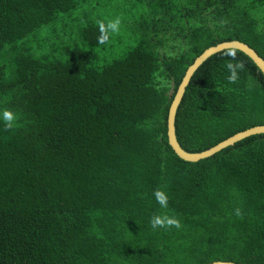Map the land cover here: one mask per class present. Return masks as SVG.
<instances>
[{
    "label": "trees",
    "instance_id": "trees-1",
    "mask_svg": "<svg viewBox=\"0 0 264 264\" xmlns=\"http://www.w3.org/2000/svg\"><path fill=\"white\" fill-rule=\"evenodd\" d=\"M131 3L133 45L105 59L115 36L98 44L91 13L76 35L55 33L93 0H0V112L18 117L9 131L0 120V264H264V134L195 163L167 135L170 103L207 48L238 40L264 58V0ZM223 52L178 109L189 152L264 125V76L237 51L245 69L229 84ZM154 213L183 227L153 230Z\"/></svg>",
    "mask_w": 264,
    "mask_h": 264
},
{
    "label": "water",
    "instance_id": "water-1",
    "mask_svg": "<svg viewBox=\"0 0 264 264\" xmlns=\"http://www.w3.org/2000/svg\"><path fill=\"white\" fill-rule=\"evenodd\" d=\"M227 47L237 48L238 51L243 53L254 63V65L260 70L261 74L264 76V58L258 55L256 51L252 49L250 46L238 40L226 41L219 43L215 46H211L207 48L200 56H198L195 59L193 64L188 67L178 87L176 95H174L170 103V106L168 108V118H167L168 142L174 154H176L180 159L184 161L195 163L203 159H207L221 152L222 150L235 145L236 143L247 137L264 134V125H256L248 129H245L243 131L237 132L233 136L227 138L226 140L202 152H189L185 150L178 141L177 130H176L177 113L194 74L203 65V63L207 61L211 56L224 51L225 48ZM209 264H239V263L233 261H214Z\"/></svg>",
    "mask_w": 264,
    "mask_h": 264
},
{
    "label": "clouds",
    "instance_id": "clouds-1",
    "mask_svg": "<svg viewBox=\"0 0 264 264\" xmlns=\"http://www.w3.org/2000/svg\"><path fill=\"white\" fill-rule=\"evenodd\" d=\"M97 26L100 35L97 38V43L100 45L106 44L112 34H117L120 31L122 23L121 17L117 16L114 19L98 20ZM237 48L227 47L223 52V69L227 72V81L229 84H235L240 79V72L244 71L245 64L242 60L237 59ZM17 115L10 109H3L0 112V120L3 121L4 128L6 131L13 130L17 123ZM156 203L161 209L168 208V195L162 188H157L153 192ZM236 215H240V210L236 209ZM149 225L153 230L156 229H172L175 228L180 230L183 225L178 215H167L163 213H154L149 220Z\"/></svg>",
    "mask_w": 264,
    "mask_h": 264
},
{
    "label": "rangeland",
    "instance_id": "rangeland-1",
    "mask_svg": "<svg viewBox=\"0 0 264 264\" xmlns=\"http://www.w3.org/2000/svg\"><path fill=\"white\" fill-rule=\"evenodd\" d=\"M93 3L97 4V6L86 7L85 9L82 8L70 16H59V23L55 27V33L68 36L76 35L77 29L82 27L81 17L90 13L93 18L105 22L119 16L122 19L120 31L117 34H112L115 36V44L112 45V48H109L108 51L103 52L102 57L111 59L122 55L127 47L133 45V41L129 39V36L132 34L129 28L138 18L139 11L133 7L131 0H119V3H111L110 0H93ZM119 4L120 8L117 10L115 7ZM261 16L264 18V9L261 11L259 17Z\"/></svg>",
    "mask_w": 264,
    "mask_h": 264
}]
</instances>
